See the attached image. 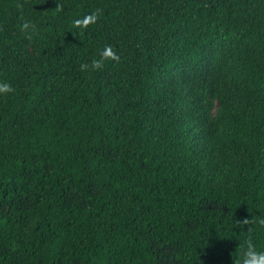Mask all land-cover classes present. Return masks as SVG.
Returning <instances> with one entry per match:
<instances>
[{"label": "trees", "instance_id": "16d2710c", "mask_svg": "<svg viewBox=\"0 0 264 264\" xmlns=\"http://www.w3.org/2000/svg\"><path fill=\"white\" fill-rule=\"evenodd\" d=\"M0 83V264L264 251V0H0Z\"/></svg>", "mask_w": 264, "mask_h": 264}, {"label": "clouds", "instance_id": "9594fccd", "mask_svg": "<svg viewBox=\"0 0 264 264\" xmlns=\"http://www.w3.org/2000/svg\"><path fill=\"white\" fill-rule=\"evenodd\" d=\"M58 10H59V6ZM97 19V14L93 13L90 16L85 17L83 20H76L74 23L76 26L84 28L87 27L89 23H95ZM107 59L118 60V57L110 49L106 48L101 54L99 59H94L91 63L92 69H101L103 67L104 61ZM89 65L82 64L81 69L86 70ZM14 89L8 83H0V95H6L13 92ZM247 223V221H245ZM264 224V220L260 221ZM242 264H264V251H257L255 246L251 241L247 242L246 249H242Z\"/></svg>", "mask_w": 264, "mask_h": 264}]
</instances>
